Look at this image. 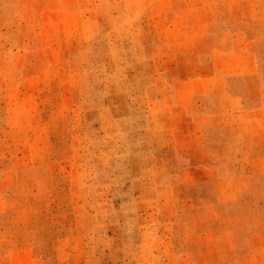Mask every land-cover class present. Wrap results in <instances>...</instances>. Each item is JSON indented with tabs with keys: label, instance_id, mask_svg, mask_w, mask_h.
Returning <instances> with one entry per match:
<instances>
[{
	"label": "rangeland",
	"instance_id": "1",
	"mask_svg": "<svg viewBox=\"0 0 264 264\" xmlns=\"http://www.w3.org/2000/svg\"><path fill=\"white\" fill-rule=\"evenodd\" d=\"M0 264H264V0H0Z\"/></svg>",
	"mask_w": 264,
	"mask_h": 264
}]
</instances>
